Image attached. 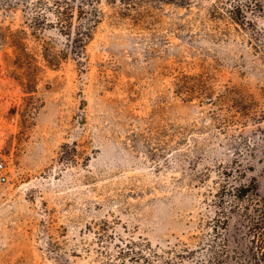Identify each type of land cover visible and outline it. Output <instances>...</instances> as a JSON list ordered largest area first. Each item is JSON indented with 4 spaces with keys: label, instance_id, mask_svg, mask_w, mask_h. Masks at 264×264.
<instances>
[{
    "label": "rangeland",
    "instance_id": "1",
    "mask_svg": "<svg viewBox=\"0 0 264 264\" xmlns=\"http://www.w3.org/2000/svg\"><path fill=\"white\" fill-rule=\"evenodd\" d=\"M178 1L99 0L80 63L52 0H0L34 57L0 40V264H205L220 169L244 160L264 196V122L222 97L243 88L264 113V12L252 40L213 16L236 0ZM45 49L67 58L49 68Z\"/></svg>",
    "mask_w": 264,
    "mask_h": 264
},
{
    "label": "trees",
    "instance_id": "2",
    "mask_svg": "<svg viewBox=\"0 0 264 264\" xmlns=\"http://www.w3.org/2000/svg\"><path fill=\"white\" fill-rule=\"evenodd\" d=\"M189 1L181 0L176 4L179 7H187ZM52 3L56 6L57 23L62 35L68 38L75 35L73 54L78 62L82 63L86 42L92 38L94 29L101 19L99 0H52ZM263 12L264 0H236L227 7L225 14L217 9L213 12V16L220 20L229 19L239 29L250 32L251 39L256 40L261 31L253 16ZM40 19L41 17L37 16L33 18V21L37 25ZM18 33L20 32H7L0 28V40L8 41L23 61L30 62L34 57L27 50L24 37L21 34L19 36ZM43 58L47 66L54 69L60 65L63 58L67 57L52 56L48 49H45ZM190 85L192 82L183 80L182 85L176 91L177 94L180 96L186 93L189 100L194 98L195 88ZM193 85L201 86V83L196 80ZM206 96H212L210 90L206 92ZM222 97L233 101L243 119L255 123L264 122V113H259V102L247 90L237 87L228 88ZM242 145L243 143L240 146ZM240 146L236 148L237 151H243ZM249 150L252 152L250 155L253 156L255 145L249 146L245 152ZM219 174L221 182L215 194L217 216L212 226V236L205 245L209 257L205 264H264V196L260 193L258 182L256 178L249 176V166L244 160L222 167ZM237 214L243 218L245 226V243L238 248V251L232 249L227 234L230 222Z\"/></svg>",
    "mask_w": 264,
    "mask_h": 264
},
{
    "label": "built area",
    "instance_id": "3",
    "mask_svg": "<svg viewBox=\"0 0 264 264\" xmlns=\"http://www.w3.org/2000/svg\"><path fill=\"white\" fill-rule=\"evenodd\" d=\"M0 168H3V164H0ZM1 179L5 180V177H2Z\"/></svg>",
    "mask_w": 264,
    "mask_h": 264
}]
</instances>
